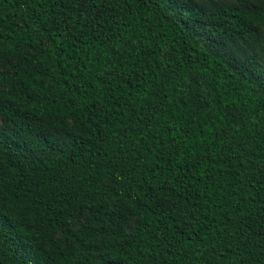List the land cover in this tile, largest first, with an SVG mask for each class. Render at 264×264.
I'll use <instances>...</instances> for the list:
<instances>
[{
    "label": "trees",
    "instance_id": "trees-1",
    "mask_svg": "<svg viewBox=\"0 0 264 264\" xmlns=\"http://www.w3.org/2000/svg\"><path fill=\"white\" fill-rule=\"evenodd\" d=\"M264 0H0V264H264Z\"/></svg>",
    "mask_w": 264,
    "mask_h": 264
},
{
    "label": "rangeland",
    "instance_id": "rangeland-1",
    "mask_svg": "<svg viewBox=\"0 0 264 264\" xmlns=\"http://www.w3.org/2000/svg\"><path fill=\"white\" fill-rule=\"evenodd\" d=\"M206 1V0H201ZM215 2L219 3L222 6L226 7H236L240 5L246 6H255L258 5L259 0H214ZM260 55V63L264 66V44L262 45V50L259 52ZM10 69V65L8 64L6 59L0 58V71H8Z\"/></svg>",
    "mask_w": 264,
    "mask_h": 264
}]
</instances>
